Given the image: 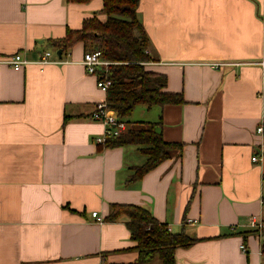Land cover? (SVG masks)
<instances>
[{"label": "crops", "instance_id": "0c3cea01", "mask_svg": "<svg viewBox=\"0 0 264 264\" xmlns=\"http://www.w3.org/2000/svg\"><path fill=\"white\" fill-rule=\"evenodd\" d=\"M103 6L0 0V264H134L127 218L105 219L114 203L198 238L176 248V264H264L251 232L264 218V0H140L156 57L146 64L184 101L140 104L125 123L160 121L183 151L133 181L138 146L98 141L108 125L92 114L107 92L83 63L84 42L54 44L104 19ZM46 51L55 62L38 63ZM16 54L33 62L16 70Z\"/></svg>", "mask_w": 264, "mask_h": 264}, {"label": "trees", "instance_id": "16d2710c", "mask_svg": "<svg viewBox=\"0 0 264 264\" xmlns=\"http://www.w3.org/2000/svg\"><path fill=\"white\" fill-rule=\"evenodd\" d=\"M103 3L104 19L98 15L87 18L82 28L68 29L67 35L54 41V44L65 50L83 41L87 51H102L103 57L110 61L105 72L109 80L106 102L119 120L131 123L129 117L140 104L152 107L183 102L181 93L165 89L167 75L150 70L146 64L156 60V57L148 51L149 36L138 14L140 0H103ZM137 123L128 126L119 135L106 137L100 143L103 147L138 146L145 161L131 168L132 174L128 179L132 181L183 151V143L164 139L162 132L157 129L161 126L160 121ZM121 217L127 218L126 224L137 242L135 247L139 256L134 264H148L155 259H159L161 264H176V248L189 247L199 240L185 231H170L167 223L160 221L142 205L114 203L105 219L116 221ZM251 232L260 234L258 229ZM262 234L264 236V229Z\"/></svg>", "mask_w": 264, "mask_h": 264}, {"label": "built area", "instance_id": "2783aa9c", "mask_svg": "<svg viewBox=\"0 0 264 264\" xmlns=\"http://www.w3.org/2000/svg\"><path fill=\"white\" fill-rule=\"evenodd\" d=\"M50 54V51H46L42 55L41 59L37 62L40 64H48L55 62L50 59ZM9 62L13 65L16 70H20L24 65L33 61L24 59L21 54H16L11 59H9ZM83 63L90 74L96 75L98 77L99 87L107 92V89L109 87V80L106 78L105 72L107 70L108 65H110V61L103 57L102 51H87L84 55ZM92 115L93 118L102 120L108 125V130L106 131L105 137H99L98 139L100 143H103L106 137L119 135L122 131L127 128L126 123L122 120H119L116 114H114V112L108 106L106 101L98 102L95 111ZM257 130L258 132L264 134V123L258 126ZM262 159L263 154H257L252 157L253 161H259ZM93 215L97 218V221L104 220V218L100 216L96 211L93 212ZM251 224L252 227L260 231V236L262 237V239H264V236L262 234V231L264 229V218L254 215ZM242 249L243 251H247V248L244 244L242 245Z\"/></svg>", "mask_w": 264, "mask_h": 264}, {"label": "rangeland", "instance_id": "374dc122", "mask_svg": "<svg viewBox=\"0 0 264 264\" xmlns=\"http://www.w3.org/2000/svg\"><path fill=\"white\" fill-rule=\"evenodd\" d=\"M155 262H156V263H158V264H161V262H160V260H159V259H157Z\"/></svg>", "mask_w": 264, "mask_h": 264}]
</instances>
